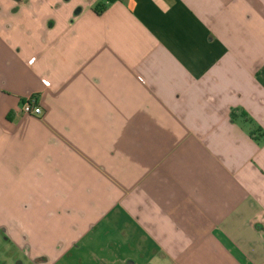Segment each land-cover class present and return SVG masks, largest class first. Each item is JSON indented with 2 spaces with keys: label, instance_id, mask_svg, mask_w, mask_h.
Returning <instances> with one entry per match:
<instances>
[{
  "label": "crops",
  "instance_id": "0c3cea01",
  "mask_svg": "<svg viewBox=\"0 0 264 264\" xmlns=\"http://www.w3.org/2000/svg\"><path fill=\"white\" fill-rule=\"evenodd\" d=\"M0 240L264 264V0H0Z\"/></svg>",
  "mask_w": 264,
  "mask_h": 264
},
{
  "label": "built area",
  "instance_id": "2783aa9c",
  "mask_svg": "<svg viewBox=\"0 0 264 264\" xmlns=\"http://www.w3.org/2000/svg\"><path fill=\"white\" fill-rule=\"evenodd\" d=\"M19 112L24 116H35V117L41 116L42 109L40 108V106L37 105L36 96H30L24 99L20 103Z\"/></svg>",
  "mask_w": 264,
  "mask_h": 264
},
{
  "label": "rangeland",
  "instance_id": "374dc122",
  "mask_svg": "<svg viewBox=\"0 0 264 264\" xmlns=\"http://www.w3.org/2000/svg\"><path fill=\"white\" fill-rule=\"evenodd\" d=\"M21 262L27 264L24 258L14 254L12 249L0 240V264H21Z\"/></svg>",
  "mask_w": 264,
  "mask_h": 264
},
{
  "label": "trees",
  "instance_id": "16d2710c",
  "mask_svg": "<svg viewBox=\"0 0 264 264\" xmlns=\"http://www.w3.org/2000/svg\"><path fill=\"white\" fill-rule=\"evenodd\" d=\"M100 1H104L107 4H111V3H114L116 0H100ZM104 9H105V4H100L94 9V11H95L96 14H101ZM231 116L233 118V111L231 113Z\"/></svg>",
  "mask_w": 264,
  "mask_h": 264
}]
</instances>
